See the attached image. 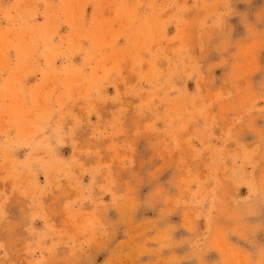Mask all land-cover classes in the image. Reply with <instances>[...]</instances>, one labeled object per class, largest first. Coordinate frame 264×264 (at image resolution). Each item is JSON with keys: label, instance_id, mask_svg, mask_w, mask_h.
<instances>
[{"label": "rangeland", "instance_id": "374dc122", "mask_svg": "<svg viewBox=\"0 0 264 264\" xmlns=\"http://www.w3.org/2000/svg\"><path fill=\"white\" fill-rule=\"evenodd\" d=\"M0 264H264V0H0Z\"/></svg>", "mask_w": 264, "mask_h": 264}]
</instances>
